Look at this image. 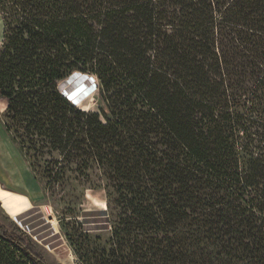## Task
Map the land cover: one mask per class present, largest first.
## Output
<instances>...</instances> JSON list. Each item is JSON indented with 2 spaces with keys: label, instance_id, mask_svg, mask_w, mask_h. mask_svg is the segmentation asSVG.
<instances>
[{
  "label": "trees",
  "instance_id": "trees-1",
  "mask_svg": "<svg viewBox=\"0 0 264 264\" xmlns=\"http://www.w3.org/2000/svg\"><path fill=\"white\" fill-rule=\"evenodd\" d=\"M0 15L6 133L48 192L107 196L71 241L80 264H264V0H0ZM74 73L104 107L68 101ZM0 264L49 263L0 223Z\"/></svg>",
  "mask_w": 264,
  "mask_h": 264
},
{
  "label": "rangeland",
  "instance_id": "rangeland-1",
  "mask_svg": "<svg viewBox=\"0 0 264 264\" xmlns=\"http://www.w3.org/2000/svg\"><path fill=\"white\" fill-rule=\"evenodd\" d=\"M3 32L0 15V46ZM61 86L68 96L73 94L70 97L84 105L87 111L104 107L100 101L98 81L93 77L84 79L82 75H75ZM5 109L6 103L0 100V223L29 237L49 264H80L71 241L81 237L84 212L102 209L106 215L109 214L106 193L103 189L79 187L72 179L64 186L62 196L58 195L62 191L58 185L52 193L48 192L47 181L36 179L24 155L6 133L3 127ZM109 235L90 234L92 238Z\"/></svg>",
  "mask_w": 264,
  "mask_h": 264
},
{
  "label": "clouds",
  "instance_id": "clouds-1",
  "mask_svg": "<svg viewBox=\"0 0 264 264\" xmlns=\"http://www.w3.org/2000/svg\"><path fill=\"white\" fill-rule=\"evenodd\" d=\"M76 74H73L72 76H75ZM77 75H82V74H77ZM71 76V77H72ZM83 76V75H82ZM70 77V78H71ZM88 77H93V76H88ZM69 78V79H70ZM94 79H96L95 77H93ZM66 82V81H65ZM97 87V86H96ZM61 91H62V93H63V95L68 99V101H70L73 105H75V106H78V107H80L83 111H87V110H85L84 109V105H79V103L77 102V101H75L74 99H72L70 96H73V94L72 95H70V96H68L67 95V91L65 90V89H63V88H61ZM91 111H93V110H91ZM88 112V111H87Z\"/></svg>",
  "mask_w": 264,
  "mask_h": 264
},
{
  "label": "water",
  "instance_id": "water-1",
  "mask_svg": "<svg viewBox=\"0 0 264 264\" xmlns=\"http://www.w3.org/2000/svg\"><path fill=\"white\" fill-rule=\"evenodd\" d=\"M74 74H76V75H77V74H79V73H74Z\"/></svg>",
  "mask_w": 264,
  "mask_h": 264
},
{
  "label": "bare ground",
  "instance_id": "bare-ground-1",
  "mask_svg": "<svg viewBox=\"0 0 264 264\" xmlns=\"http://www.w3.org/2000/svg\"><path fill=\"white\" fill-rule=\"evenodd\" d=\"M80 74V73H79Z\"/></svg>",
  "mask_w": 264,
  "mask_h": 264
}]
</instances>
